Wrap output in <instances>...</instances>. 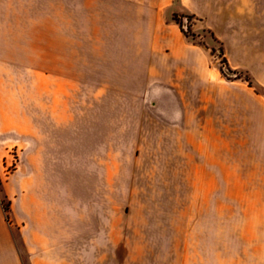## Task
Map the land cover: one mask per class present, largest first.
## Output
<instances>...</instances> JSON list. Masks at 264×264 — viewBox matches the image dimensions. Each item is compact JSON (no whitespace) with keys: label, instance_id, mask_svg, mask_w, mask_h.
Segmentation results:
<instances>
[{"label":"rangeland","instance_id":"rangeland-1","mask_svg":"<svg viewBox=\"0 0 264 264\" xmlns=\"http://www.w3.org/2000/svg\"><path fill=\"white\" fill-rule=\"evenodd\" d=\"M164 1L0 0V205L23 264L41 220L71 264H264V200L238 180L261 184L262 142L223 159L190 134L221 115L207 100H264V0ZM174 29L207 76L165 52Z\"/></svg>","mask_w":264,"mask_h":264},{"label":"crops","instance_id":"crops-1","mask_svg":"<svg viewBox=\"0 0 264 264\" xmlns=\"http://www.w3.org/2000/svg\"><path fill=\"white\" fill-rule=\"evenodd\" d=\"M164 6L168 5V1H164ZM187 3V4H186ZM200 3L198 0H183V6L185 11L191 12L196 15H201L207 18L210 10L213 9L214 2ZM207 22V21H206ZM208 24L206 25V27ZM177 34L175 40H168L165 38L163 47H165V52L176 56L181 62L189 66L193 74L196 76H207V57L202 48H196L187 42V39L183 36V33L179 30H173ZM161 47L162 44H157ZM214 90V85L207 86V89ZM221 91L224 87H220ZM219 88V89H220ZM260 97V96H257ZM210 105H215L217 109L221 108L220 116L215 117H205L203 122L198 120L191 122L190 134L191 139L196 141V150L200 149L204 151L206 156L209 154L210 149H214V153H217L221 158L224 157V142L230 140L246 141V140H257L262 142V147L264 148V100L257 99L251 104V107H245L240 102H227V101H206V108L209 109ZM252 109V113L249 112L245 116L246 111L237 112L239 109ZM235 109L234 113L230 116V110ZM237 112V113H236ZM249 126H252V132H247L250 130ZM3 130V129H2ZM4 131V130H3ZM231 132L236 133L237 137L230 136ZM232 133V134H233ZM221 142V150L218 152L214 145L210 142ZM1 142V138H0ZM205 142V143H204ZM257 149V148H256ZM254 149V150H256ZM255 155H260L255 152ZM263 155V154H262ZM224 163V162H223ZM235 168V166H229ZM237 172L240 174V166H236ZM262 176L261 184L253 185L242 180L241 175H239L238 180L240 186L244 188L245 197L244 200H264V167H260ZM208 171V169H207ZM263 201H261L262 204ZM40 201L36 200V207L32 206V212L40 214ZM14 208V207H13ZM43 215V216H42ZM42 219L44 218V213H41ZM42 222V220H41ZM41 222L39 221L30 230V241L27 244V253L29 254V264H71L69 261L65 262L63 258L54 254V251L49 247L50 244L45 247L43 244L39 243L42 233ZM13 225H21V219L15 214L13 216ZM23 228L20 229V235H23ZM47 232V230H46ZM47 234V233H46ZM0 264H23L21 259V254L15 238L12 233V224H7L5 213L0 205Z\"/></svg>","mask_w":264,"mask_h":264}]
</instances>
